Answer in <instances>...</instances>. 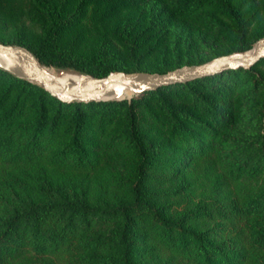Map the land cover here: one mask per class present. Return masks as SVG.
<instances>
[{"label":"trees","instance_id":"obj_1","mask_svg":"<svg viewBox=\"0 0 264 264\" xmlns=\"http://www.w3.org/2000/svg\"><path fill=\"white\" fill-rule=\"evenodd\" d=\"M37 1L51 22L38 47L31 49L19 42L6 44L25 47L45 66L73 69L94 77L126 71L121 64L58 51L55 39L62 23L55 19V9L50 4ZM203 1L207 0H171L172 14L184 22L203 18L214 34L237 37L232 51L247 50L253 41L245 40L247 19L239 6L232 0H211L212 14L225 18L231 24L227 28L214 22L211 13L205 15L199 10ZM187 39L183 47H189ZM263 59L246 68H227L145 91L129 101L61 102L38 85L0 70V169L6 165L27 171L31 164L41 162L50 171L94 172L98 158L91 147L100 132H91V122L96 117L106 118L110 112L120 113L126 123L121 133L106 136L105 142L131 158L126 176L112 179V190L120 194L113 200L91 203L92 199L82 191L73 193L71 184L67 185L70 195H66L52 183L10 184L0 178V264H45L47 258L54 257L63 258L65 264H264V184L249 183L264 176V136L246 161H236L214 149L211 139L204 141L203 135L186 131L181 151L193 150L189 159L209 163L211 166L205 169L210 173L217 165L222 171L217 181L207 184L205 193L193 198L190 192L194 188L188 183L156 189L161 180L180 172L178 163L185 157L168 143L158 149L151 147L145 126L135 112L143 99L158 95L171 117L170 131L183 132L175 109L160 90L187 87L194 81L212 85L219 77L231 75L229 79L235 85L245 81L254 89L260 86L264 92V79H258L254 66ZM177 60L170 66L154 70L137 67L133 71L164 73L183 64L201 63L190 58ZM231 89L233 86H228L227 91ZM193 104L201 107L214 125L228 120L214 102ZM212 132L208 128L207 134ZM193 187L196 190L197 184ZM2 191L11 198L4 201Z\"/></svg>","mask_w":264,"mask_h":264},{"label":"rangeland","instance_id":"obj_2","mask_svg":"<svg viewBox=\"0 0 264 264\" xmlns=\"http://www.w3.org/2000/svg\"><path fill=\"white\" fill-rule=\"evenodd\" d=\"M41 1L55 9V19L62 23L55 39V48L58 51L92 61L121 64L126 73L138 72L133 71L137 67L154 70L155 67L170 66L177 59L181 62L182 59L190 58L191 61L204 63L218 56L239 52L232 51L238 41L236 36L214 34L212 26L204 23L203 18L195 17L188 22L182 21L172 14L171 0ZM232 2L239 6L243 17L247 19L245 40L254 43L263 38L264 0H232ZM202 3L199 10L205 15L212 14L211 0ZM211 16L214 22L227 28L231 27L225 18L214 14ZM50 23L48 15L41 9L37 0H0V43L19 42L28 48H36ZM187 38L190 40L189 47H183L182 42ZM203 38L206 39L201 41ZM251 46L241 52H247ZM254 66L258 79H264V59ZM47 67L55 72L60 71L59 68ZM0 70L5 71L1 68ZM229 76L231 75L219 77L212 85L194 81L187 87L174 86L160 90V95L169 99L170 106L175 109L174 114L185 129L183 132L170 131L171 117L158 95L143 99V102L135 108L139 122L145 126L146 139L151 147L158 149L168 143L173 149H179L180 156L185 157V160L181 159L178 163L180 172L161 180L156 189L173 188L188 183L190 188H194L190 196L196 198L197 193H205L206 187L221 176L222 171L216 163L214 166L217 165V169L215 167L210 173L205 169V166H211L209 163L199 164L196 160L189 159L193 150L181 151L186 131L203 135L204 141L211 139L214 149H220L236 161H246L255 151L261 136H264L263 89L258 85L254 89L245 81H238L235 85L236 82H231ZM228 86H233L229 92ZM205 100L216 103L228 120L219 126L211 123L202 108L193 104L194 101ZM91 123V132H100V138L96 139L91 147L98 158L94 172L79 174L62 169L50 171L46 164L40 162L31 164L27 171L19 166L3 165L0 169V178L10 184H14L15 181H24L26 184L52 183L60 186L66 195H70L71 191L67 185L71 184L69 187L73 193L82 191L86 197L92 199L91 203L95 200L117 198L120 194L112 190V179L126 176L125 171L131 164V158L114 144L106 143L105 137L121 133L126 121L124 122L120 113L110 112L106 118L97 120L96 117ZM208 128L212 129L213 132L210 134L213 137L208 136L210 135L207 134ZM195 183L196 190L193 187ZM249 183L262 185L264 176H259ZM1 195L4 201L11 198L10 194L3 191ZM62 259L47 258L45 264H65ZM26 264H41V262Z\"/></svg>","mask_w":264,"mask_h":264},{"label":"water","instance_id":"obj_3","mask_svg":"<svg viewBox=\"0 0 264 264\" xmlns=\"http://www.w3.org/2000/svg\"><path fill=\"white\" fill-rule=\"evenodd\" d=\"M261 57H264V37L256 40L247 52H233L164 73L112 71L104 76L94 77L73 69L59 68L60 71L72 70L74 72H68L80 77L77 82L63 86L51 78L45 70L47 66L39 63L28 49L16 44L0 43L1 69L38 85L52 97L66 103L130 99L145 91L186 82L227 68L249 67Z\"/></svg>","mask_w":264,"mask_h":264},{"label":"bare ground","instance_id":"obj_4","mask_svg":"<svg viewBox=\"0 0 264 264\" xmlns=\"http://www.w3.org/2000/svg\"><path fill=\"white\" fill-rule=\"evenodd\" d=\"M45 70L51 76L52 79H54L56 82H58L59 84L63 86L69 83L77 82L80 78L77 74L75 73L71 74L72 72H68V71L55 72L52 69L50 70V68L48 67H46ZM65 72H68V73H65Z\"/></svg>","mask_w":264,"mask_h":264}]
</instances>
